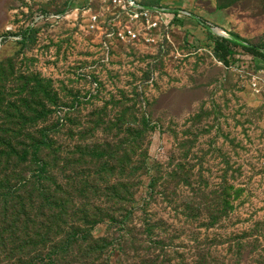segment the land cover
Masks as SVG:
<instances>
[{
	"label": "rangeland",
	"instance_id": "rangeland-1",
	"mask_svg": "<svg viewBox=\"0 0 264 264\" xmlns=\"http://www.w3.org/2000/svg\"><path fill=\"white\" fill-rule=\"evenodd\" d=\"M142 2L173 47L0 0V264H264V0Z\"/></svg>",
	"mask_w": 264,
	"mask_h": 264
},
{
	"label": "built area",
	"instance_id": "built-area-1",
	"mask_svg": "<svg viewBox=\"0 0 264 264\" xmlns=\"http://www.w3.org/2000/svg\"><path fill=\"white\" fill-rule=\"evenodd\" d=\"M85 15L92 31L101 33L103 46L139 44L148 48L173 47L174 34L189 14L171 13L151 7L142 0H84Z\"/></svg>",
	"mask_w": 264,
	"mask_h": 264
},
{
	"label": "trees",
	"instance_id": "trees-1",
	"mask_svg": "<svg viewBox=\"0 0 264 264\" xmlns=\"http://www.w3.org/2000/svg\"><path fill=\"white\" fill-rule=\"evenodd\" d=\"M235 47H238V48H242L243 50H245L246 52H248V53H250V54H252V55H256L255 54V52L257 51V49L256 48H253V47H249V46H247V45H245L244 43H241V42H239V43H232ZM217 45L220 47V45H222V44H220V43H217ZM232 54V50H231V53H230V55ZM35 148H36V150L38 149V146H35Z\"/></svg>",
	"mask_w": 264,
	"mask_h": 264
}]
</instances>
